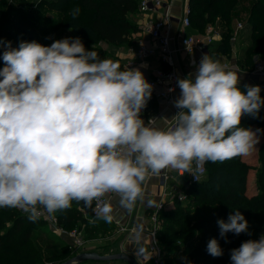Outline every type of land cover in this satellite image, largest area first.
I'll use <instances>...</instances> for the list:
<instances>
[{
    "label": "clouds",
    "instance_id": "9594fccd",
    "mask_svg": "<svg viewBox=\"0 0 264 264\" xmlns=\"http://www.w3.org/2000/svg\"><path fill=\"white\" fill-rule=\"evenodd\" d=\"M79 7L71 10L75 19ZM0 70V208L17 209L37 222L45 215L91 207L108 193L129 207L141 196L146 176L174 169L199 178L207 162L246 156L259 143L260 129L241 126L264 106L259 85H239V72L204 55L194 74L178 78L180 109L174 125L146 124L142 110L153 85L137 68L126 70L88 50L80 37L50 46L22 41L3 52ZM195 163L196 167L193 168ZM112 206L97 217L113 219ZM220 237L249 233L236 210L217 221ZM207 252L222 256L217 239ZM186 259V258H183ZM231 264H264V234L231 250ZM191 264V262H188Z\"/></svg>",
    "mask_w": 264,
    "mask_h": 264
},
{
    "label": "trees",
    "instance_id": "16d2710c",
    "mask_svg": "<svg viewBox=\"0 0 264 264\" xmlns=\"http://www.w3.org/2000/svg\"><path fill=\"white\" fill-rule=\"evenodd\" d=\"M14 1L17 0L9 4L8 0H0V45L10 42L11 47L18 48L22 41H36L50 46L60 39L56 37L57 29L64 28L80 37L86 49L97 51L102 59H110L109 49L128 45L132 34L138 32V27L131 21L138 14V0H42L37 5L46 6L49 14H53L49 17L46 10H37L33 18L16 11L19 8ZM76 7L80 13L73 19L70 12ZM188 8L191 26L196 30L202 31L207 26H218L223 30L221 40L212 51H215L216 60L221 56L231 57L234 22L240 18V9L245 10V19L241 23L250 31L249 43L238 64L242 69L250 70L255 58L264 57V0H188ZM5 17L11 18L12 22L6 24ZM30 28H35L36 32L32 34ZM253 125L264 128V106L258 117L243 116L242 127ZM206 168L207 174L202 181L187 186L184 203L175 202L172 208L159 213L157 242L164 253L165 264H231L232 249L238 248L249 236L264 234V145L258 152L255 168L242 161L241 156L222 163L208 162ZM252 169L255 170L254 194L247 195V176ZM89 208L83 202L73 201L71 208L56 213V217L63 229L75 224H89L82 213ZM236 210L249 222L251 235L228 233V242H225L220 237L217 221L227 222ZM98 221L89 224L87 231L95 233V227L109 226L105 223L97 226ZM36 224L38 221H29L15 209L0 208V264L42 262L41 252L36 251L31 238V227ZM212 238L217 239L223 249L224 254L220 257L207 252V243ZM52 255L49 261L59 264L69 259L71 252L65 246Z\"/></svg>",
    "mask_w": 264,
    "mask_h": 264
},
{
    "label": "built area",
    "instance_id": "2783aa9c",
    "mask_svg": "<svg viewBox=\"0 0 264 264\" xmlns=\"http://www.w3.org/2000/svg\"><path fill=\"white\" fill-rule=\"evenodd\" d=\"M138 13L142 16H149L151 14H159L157 19L148 20L143 25L141 33L145 38H139L135 41V45L129 49L127 59L122 65L121 69L126 70L128 67L131 69H139L142 72V65L150 61L156 60L158 66L154 67L149 71L148 74H144L145 79L153 85L152 95L154 98L159 99L163 102V109L169 110L171 113V119L166 123V126H173L175 121L172 120L180 109L175 107L176 91L178 88L177 80L181 78V75L176 67L175 57L179 53L186 55H195L199 53L202 55H208L207 47L213 42L220 39V31L218 26L212 29L210 26L206 28L204 36L197 35H184L182 31L191 27L189 19V8L186 9L185 14L182 16L181 32L177 35L171 33L172 14L171 7L165 3V0H138ZM244 30L241 23H237L234 32L230 38V42L234 43L236 37L240 32ZM178 44V45H176ZM225 65L229 66L225 63ZM246 74L251 78L252 85H263L264 84V58H255L253 61L252 68L246 71ZM254 80L256 81L254 83ZM162 113V112H160ZM154 120V118L149 119ZM148 120V121H149ZM148 123V122H147ZM208 163V162H207ZM207 163L202 167V170L196 172L199 180L187 172H181L174 169L163 170L159 176L163 180H167L169 174L174 173L178 177L186 178V185L198 183L202 181L207 174ZM196 165L193 164L195 169ZM186 190V189H185ZM113 193H108L102 197L99 201H94L93 205L85 212L83 217L89 224L99 220L97 217L98 206H103L104 203L111 204V198ZM169 198L173 202L184 203L187 199L185 191L177 192L175 189L170 191H164L160 194L159 202L151 213V220L153 226L146 230L144 233L135 232V240L143 238L147 243V259L151 264H165L164 253L161 250L157 242V233L160 229L158 217L159 213L165 209V200ZM62 231V230H60ZM127 231L126 227H120L119 232ZM65 231H63L64 233ZM68 237L66 245L71 251V255L74 256L80 252H83L86 248L84 247L85 242L80 237V233L77 229L71 232H65ZM246 241V240H245ZM53 264V263H48Z\"/></svg>",
    "mask_w": 264,
    "mask_h": 264
},
{
    "label": "crops",
    "instance_id": "0c3cea01",
    "mask_svg": "<svg viewBox=\"0 0 264 264\" xmlns=\"http://www.w3.org/2000/svg\"><path fill=\"white\" fill-rule=\"evenodd\" d=\"M165 3L169 4L171 7V14H172V24H171V33L173 35H177L181 32V23L180 20L182 16L185 14L186 9L188 8V0H165ZM139 14V13H138ZM137 14V15H138ZM140 18V23L143 25L148 20L157 19L159 17V14H151L149 16H142L138 15ZM134 18H131L132 23H134L138 27V32L132 34V36L129 39V43L126 46L119 47L116 49H109V52L111 53L110 59L113 61L118 62L121 67L125 63L129 49L135 45V41L139 38H145L147 39V36H144L143 33H141L142 26L138 24ZM220 31V39H218L216 42H219L221 40V36L223 33V30L218 27ZM235 29V28H234ZM192 26L190 28L184 29L182 31L184 35H195V32ZM234 32V31H233ZM233 34V33H232ZM249 35L250 31L248 29H244L242 32H240V43L234 42L231 43V47L235 49V52L231 55L230 59L227 60L223 56L220 57V61L222 63L228 64L229 68L232 70H235L239 72V85L241 87L245 88V85H252L250 83H253L251 78L246 74V71L240 67L238 62L243 59L244 57V48H239V44L249 43ZM237 40V39H236ZM235 40V41H236ZM245 44V45H246ZM178 45V44H176ZM237 47V48H236ZM208 55L210 56L212 54V45H209L207 48ZM237 49V50H236ZM210 57L214 58V55L212 54ZM202 58V55L199 53H196L195 55H186L184 53H179L175 57L176 67L179 71L181 78L188 77L190 74H194L199 62ZM224 58V59H223ZM158 66V62L156 60L150 61L148 63H145L142 65V72L144 74H148L151 69ZM256 81L254 80V83ZM257 85V84H256ZM255 86V85H253ZM261 88V97L264 98V84L260 85ZM246 89V88H245ZM180 96V89L177 88L176 91V100ZM162 112V113H160ZM141 118L145 121L147 124L149 119L154 118V124L156 126H165L166 123L171 119V113L169 110L163 109V102L159 99L154 98L151 96L150 100L147 103V106L142 110L141 112ZM251 129L256 130L260 129L259 135V143L256 145L255 149L250 152V154L246 156H241V160L255 168L257 166V159H258V152L262 145H264V128L258 127L253 125ZM254 176H255V170H250L247 176V195H253L254 194ZM187 188L186 185V178L185 177H178L174 173L171 172L169 174V177L167 180H163L159 175H147L145 181L143 182L141 186V196L137 198L135 202L131 204L129 207L122 206L120 203V198L113 194L111 198V206H112V215L113 219L108 225L111 227L112 225L115 226L116 230H118L120 227H126L127 231L124 232H118V234L115 235L114 239L111 240L112 246L114 248L116 247H122L125 248V252L129 254L130 256L134 257L139 264H146L148 262L147 259V243L146 240L143 238L139 240H135L134 234L135 232H141L144 233L146 230L150 229L153 226L152 220H151V213L156 207V205L159 202L160 194L166 189V191H170L171 189H175L178 193L185 191ZM175 202L173 200H170L167 198L165 200V209L172 208ZM87 210H83L85 212ZM100 220V219H99ZM103 221V220H102ZM90 243V244H89ZM88 250L87 247L84 251H94L91 250L92 248H99V242L94 241H88ZM105 247L108 245L104 241L101 243Z\"/></svg>",
    "mask_w": 264,
    "mask_h": 264
},
{
    "label": "rangeland",
    "instance_id": "374dc122",
    "mask_svg": "<svg viewBox=\"0 0 264 264\" xmlns=\"http://www.w3.org/2000/svg\"><path fill=\"white\" fill-rule=\"evenodd\" d=\"M20 1V2H18ZM42 0H17L14 1V4H18V8L16 11H20L23 13H26V15L29 18H33V16L37 15V10H46V6H39L37 5L38 3H40ZM47 1V0H45ZM13 2V0H8V3L11 4ZM246 8V7H245ZM15 10V9H14ZM47 11V10H46ZM50 12L47 11L46 16H52L53 13L49 14ZM0 15L1 14V4H0ZM139 15V14H138ZM135 16L136 20L135 21H139L138 24L142 26L143 28V24L140 23V17L139 16ZM55 16V15H54ZM135 17H132L135 19ZM1 19V16H0ZM243 19H245V10H241L240 9V18L236 19V22H234V26H236L237 23H241L243 22ZM5 23L9 24L10 22H12V19L5 17ZM242 24V23H241ZM209 27V26H207ZM206 27V28H207ZM212 29H215V26H210ZM192 28L194 29L193 31L195 32V35L197 36H204L206 33V29L202 30V31H198L196 30L193 26ZM30 32L32 34H34L36 32V29H32L30 28ZM56 37L57 38H66V37H75V33H73L71 30L69 29H64V28H59L56 31ZM236 43H238L240 41V34H238V36L236 37ZM217 42H213L212 45V50H215V45ZM240 43V42H239ZM246 43H241L238 45L239 48H243V47H247ZM234 45V43H233ZM245 47V48H246ZM15 48V47H12ZM237 48V47H236ZM244 48V49H245ZM8 49V45L6 44H1L0 45V70H2V68L5 66L4 62L2 60V54L4 51H6ZM237 50V49H236ZM235 52V49H233L232 47L230 48V56ZM214 55V58H216L215 55V51L214 53H212ZM211 54V55H212ZM210 55V56H211ZM222 57V56H221ZM225 59L229 60L230 57L227 56H223ZM223 58V59H224ZM264 58V57H263ZM15 211L18 214L21 215H26L25 213H23L20 210L15 209ZM101 223H105L108 224L109 222H105L104 220L102 221L99 220L96 225L98 226ZM76 226H72V227H68V228H62L61 225L59 224L58 218L55 215V218H48L46 215L44 217H42L39 221L38 224L33 225L31 227L32 229V240H33V244L34 247L36 248V251L41 252V258H42V262L39 264H48V263H53L52 261H49V257L51 258L52 252H57L61 249H63L66 245V241L68 239V237L66 236V234H64L65 232H71L72 230L77 229V231L80 233V237L82 238V240L85 242L84 247H87L88 250V241H94V242H99V248H92L91 250H94L95 252H97L100 255H105V254H110V253H118V252H123L126 253L125 248L122 247V243H121V247H116L114 248L112 246V241L115 237L116 234H118V232L115 228V226L112 225V227H109L107 225H103L101 228L100 227H95V233H90L87 231L89 224H75ZM87 225V226H86ZM95 225V226H96ZM62 230V231H60ZM63 231H65L63 233ZM113 237V239H112ZM260 236H254V237H247L246 240L248 239H259ZM104 241V243L106 242L108 245L105 247L104 245H102L101 243ZM90 244V243H89ZM71 252V251H70ZM127 254V253H126ZM129 255V254H128ZM72 256V255H71ZM54 264V263H53ZM81 264H125L123 262H119V261H111V262H84ZM175 264H180V262H176Z\"/></svg>",
    "mask_w": 264,
    "mask_h": 264
},
{
    "label": "water",
    "instance_id": "95a60500",
    "mask_svg": "<svg viewBox=\"0 0 264 264\" xmlns=\"http://www.w3.org/2000/svg\"><path fill=\"white\" fill-rule=\"evenodd\" d=\"M88 261L91 262L119 261L125 264H139L134 257L123 252L100 255L95 251L80 252L74 256H71L69 259L59 264H81Z\"/></svg>",
    "mask_w": 264,
    "mask_h": 264
}]
</instances>
